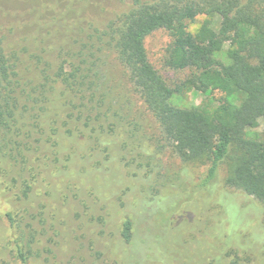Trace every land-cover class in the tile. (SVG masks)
Masks as SVG:
<instances>
[{"label":"trees","instance_id":"trees-1","mask_svg":"<svg viewBox=\"0 0 264 264\" xmlns=\"http://www.w3.org/2000/svg\"><path fill=\"white\" fill-rule=\"evenodd\" d=\"M129 5L103 26L84 23L77 36L44 47L48 59L23 58L0 42V187L15 206L7 217L22 264L34 256L36 229L24 224L31 211L23 204L37 184L59 188L70 169L62 161L88 163L83 172L104 168L116 144L136 177L144 170L149 177L155 157L170 148L185 164L209 165V179L226 164V186L264 203V130H255L264 119V0ZM201 15L210 28L194 32L190 24ZM158 30L171 37L163 65L190 71L176 86L148 53L146 40ZM192 90L206 99L177 103ZM134 227L124 221L126 242Z\"/></svg>","mask_w":264,"mask_h":264},{"label":"rangeland","instance_id":"rangeland-1","mask_svg":"<svg viewBox=\"0 0 264 264\" xmlns=\"http://www.w3.org/2000/svg\"><path fill=\"white\" fill-rule=\"evenodd\" d=\"M129 4L130 0H0V42L23 58L48 59L51 55L42 52L44 47L62 43L66 35L77 36L84 23L105 25ZM207 19L199 16L190 28L208 31ZM213 26L218 27L217 18ZM170 42L169 33L158 30L146 45L153 64L176 86L190 71L163 65ZM228 48L229 43H223V50ZM205 99L192 90L176 101L190 106ZM147 129L152 132L149 125ZM255 130H264V119ZM111 150L100 170L83 172L88 163L62 161L70 169L58 178L59 188L37 184L35 196L23 204L31 211L24 224H32L37 236L30 264H264V203L226 186V164L209 179V165L185 164L166 148L155 157L156 168L149 177H142L145 170L136 177L134 167L121 159V147L116 144ZM14 208L8 191L0 187V264H22L16 256V230L7 217ZM128 218L135 224L131 242L122 236Z\"/></svg>","mask_w":264,"mask_h":264}]
</instances>
